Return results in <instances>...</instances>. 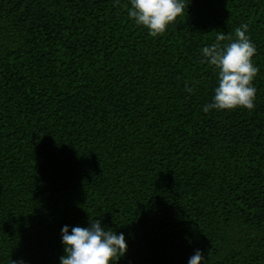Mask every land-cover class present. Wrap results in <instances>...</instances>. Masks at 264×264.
<instances>
[{
  "label": "trees",
  "instance_id": "1",
  "mask_svg": "<svg viewBox=\"0 0 264 264\" xmlns=\"http://www.w3.org/2000/svg\"><path fill=\"white\" fill-rule=\"evenodd\" d=\"M184 4L152 36L130 0H0V264H59L92 219L117 264H264V0ZM242 24L254 107L206 113L201 48Z\"/></svg>",
  "mask_w": 264,
  "mask_h": 264
},
{
  "label": "clouds",
  "instance_id": "2",
  "mask_svg": "<svg viewBox=\"0 0 264 264\" xmlns=\"http://www.w3.org/2000/svg\"><path fill=\"white\" fill-rule=\"evenodd\" d=\"M118 2L114 0V3ZM184 8V0H130L126 10L137 25L145 26L150 35L156 36L166 31ZM247 29V24L237 27L235 39L226 44L219 43L225 35L218 33L217 43L201 48L202 58L217 70V86L213 89L211 102L203 106L204 112L254 107L256 88L252 81L258 68L252 62L256 48ZM185 89L189 93L193 91L187 83ZM60 232L64 254L59 257V264H117L128 248L125 233L106 229L100 219L90 220L87 227L65 224ZM203 260L202 249L197 248L187 264H202ZM12 264L27 262L20 257L12 259Z\"/></svg>",
  "mask_w": 264,
  "mask_h": 264
}]
</instances>
